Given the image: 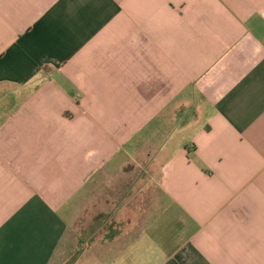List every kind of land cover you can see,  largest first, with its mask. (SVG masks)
I'll return each instance as SVG.
<instances>
[{"label":"crops","instance_id":"0c3cea01","mask_svg":"<svg viewBox=\"0 0 264 264\" xmlns=\"http://www.w3.org/2000/svg\"><path fill=\"white\" fill-rule=\"evenodd\" d=\"M0 264H264V0H0Z\"/></svg>","mask_w":264,"mask_h":264}]
</instances>
